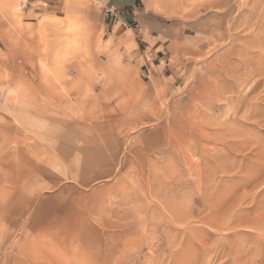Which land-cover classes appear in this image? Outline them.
<instances>
[{
	"label": "rangeland",
	"instance_id": "1",
	"mask_svg": "<svg viewBox=\"0 0 264 264\" xmlns=\"http://www.w3.org/2000/svg\"><path fill=\"white\" fill-rule=\"evenodd\" d=\"M0 264H264V0H0Z\"/></svg>",
	"mask_w": 264,
	"mask_h": 264
},
{
	"label": "crops",
	"instance_id": "2",
	"mask_svg": "<svg viewBox=\"0 0 264 264\" xmlns=\"http://www.w3.org/2000/svg\"><path fill=\"white\" fill-rule=\"evenodd\" d=\"M110 0H106V2H109ZM114 8V7H112ZM155 45H153V47L150 48V50L148 52H144V60H146V62L151 66H158L157 64V60L160 59L159 57V53H157V49L154 48Z\"/></svg>",
	"mask_w": 264,
	"mask_h": 264
}]
</instances>
